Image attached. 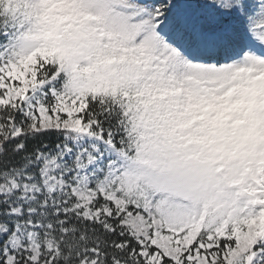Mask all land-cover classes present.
<instances>
[{"label":"snow or ice","instance_id":"6c2138e0","mask_svg":"<svg viewBox=\"0 0 264 264\" xmlns=\"http://www.w3.org/2000/svg\"><path fill=\"white\" fill-rule=\"evenodd\" d=\"M0 264H264V0H0Z\"/></svg>","mask_w":264,"mask_h":264}]
</instances>
